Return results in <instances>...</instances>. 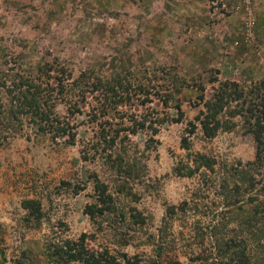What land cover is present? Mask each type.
I'll list each match as a JSON object with an SVG mask.
<instances>
[{"label": "rangeland", "instance_id": "rangeland-1", "mask_svg": "<svg viewBox=\"0 0 264 264\" xmlns=\"http://www.w3.org/2000/svg\"><path fill=\"white\" fill-rule=\"evenodd\" d=\"M125 48L147 68L173 64L186 78L205 70V98L219 85L229 90L234 87L230 83H236L243 91L260 81L264 84V0H0V65L15 55L16 63L27 69L44 56L65 65L68 79L82 71L103 79L111 75L108 62ZM121 58L118 62L124 61ZM16 63L11 61L7 67ZM65 83L67 92L47 114L50 125L58 117L62 127L58 131L41 120L33 124L29 115L14 117L2 96L7 112L0 119V248L4 253L0 264H16L17 259L19 264H48L45 242L63 244L81 232L87 248L116 260L197 264L192 256L200 247L184 246L190 223L221 222L226 238L234 233L236 223L222 213L226 206L220 193H228L229 198L231 193H242L243 203L249 196L262 197L261 168L258 174L253 172L251 190L241 184L235 188L230 178L229 190L217 184L221 173L253 159V135L242 133L239 126L214 136L197 126L192 129L187 124L189 114L201 105L190 106L194 89L173 99L183 109L179 121L153 123L154 131L134 135L121 130L108 144L97 139L99 131L106 133L116 121L124 126L127 115L138 119L147 107L161 110L159 99L151 95L149 102L139 103L125 98L108 112L92 98L98 90L84 84L69 93ZM83 111H92L96 120L88 121L89 114ZM104 147L109 148L110 158L124 155L122 168L116 169L105 158ZM199 154L212 161L211 169L200 164L190 173L182 168L181 175L172 170L180 163L193 168ZM222 164L226 169L220 171ZM98 186L110 205L104 221L103 216L92 221L82 211L99 196ZM25 199L39 202L38 224L31 214L27 216L21 203ZM183 201L186 207L179 211ZM167 206H172L169 212ZM165 216L167 221H162ZM100 217L103 229L93 223ZM112 229L124 238L123 246ZM245 239L246 255L252 258L258 244L252 236ZM210 243L204 240L202 245L214 253Z\"/></svg>", "mask_w": 264, "mask_h": 264}, {"label": "trees", "instance_id": "trees-1", "mask_svg": "<svg viewBox=\"0 0 264 264\" xmlns=\"http://www.w3.org/2000/svg\"><path fill=\"white\" fill-rule=\"evenodd\" d=\"M120 55L124 61L118 62ZM116 56L113 62H108V66L110 67L107 70L111 75L103 79H98L96 74L91 73L87 75L85 71L68 79L70 75L69 72L65 71V65H59L50 58H44V56L34 67L27 69H23L16 63L15 55H12V58L8 57L4 59L0 65V119L5 115L4 112H7L2 102V96L4 95L3 98L7 101L5 104L8 106L10 112H14V117H18L21 114L29 115L33 124L41 120L47 122L49 127L53 126L56 131L61 130L62 127L58 125V117L55 116L54 125H50L47 114L52 109L53 104L55 105L56 101L62 98L63 93L67 92L65 82H68L69 93L74 88H78L84 84L86 87L89 86L93 90H98L92 98L100 107L106 106L105 109L108 112L111 109H116L117 102L125 98H128V100L136 98L139 103L149 102L151 95L159 99L162 105L161 110L147 107L138 119L131 117L132 115H127L126 120L128 123H123L124 126L118 125V121H116L114 126L109 131H106V133L102 134V131H99L97 139H102L104 143L109 144L117 137L118 132L121 130L134 135L137 132H144V130L150 128L154 131L153 123L161 124L179 121L183 117V109L180 102L174 103L173 99L177 95H181L186 89H194L196 97L193 98V101H190L192 104L190 106L201 105L193 114H189L190 119L187 121V124L192 129L197 126L205 135L214 136L219 131L229 132L235 126H239L242 133L246 132L253 135L255 145L253 159L246 160L240 167H236V165L232 166L230 170L225 171L228 174L221 173L222 176L217 180L220 188L229 190L230 187H227V185L230 178L235 188L241 184L246 191L252 189L255 180L253 172L258 174L257 168L264 169L263 82L260 81L257 86H250L243 91L237 87L236 83H230L234 86L231 89L226 83H222L229 90L225 86L219 85L212 88L209 98H205L203 96V73L205 70L186 78L177 66L173 64L166 65L163 63L157 64L154 68H147L143 64V61L138 56L135 57L128 48L120 50ZM117 58L118 60L116 61ZM11 61L16 63L15 66L7 67V64ZM207 70L210 71L209 68ZM210 77L205 76L207 80H211ZM90 78L92 80L88 82ZM81 98L83 99V96ZM77 110L81 111V108ZM188 110L191 111V107ZM83 113L86 116L89 114L87 116L89 118L87 119L88 121L94 120V118L96 120V115L92 111L91 113L90 111H83ZM121 114L122 112L118 113L119 118L122 116ZM193 120H196V123ZM106 135L108 138H105ZM123 136H125V133L122 134V138ZM182 142V146L187 149L188 143L184 138H182ZM102 150H105V158L111 162L112 166L116 169L122 168L124 163L121 158H124V155H117L116 157H111V159L109 152L106 151L109 148L104 147ZM195 160L196 165L193 168L187 166L186 163H180V166L178 164L174 165L172 170L175 174L181 175L182 168H187V173H190L192 169H197L200 164H204L211 169L212 161L210 162L208 157L199 154ZM124 169H127V173H130L128 168L124 167ZM225 169L226 166L222 164L220 171ZM257 180L261 181V178L259 177ZM98 187L99 196L96 198L97 201L95 200L83 206L82 211L92 221L97 216H103V218L100 217V220L93 222L97 224V229H103L102 221L106 220L107 216L105 213H108L107 210L110 208V205L107 201L108 196H103V189H100V186ZM260 189L264 191V181L261 183ZM220 194H223L221 195L224 202L223 206H226V211L222 213L235 221L236 229L234 233L224 238L221 222L210 225H201L199 221L191 222V231L187 235L188 240L184 242V246L190 248V244L193 243L195 246L200 247L192 256V260L196 261L197 264H264V193L260 195L262 196L260 198L249 196L246 199L247 201L244 202L247 204L246 206L240 201L242 193H231L232 199L227 196L228 193ZM21 203L25 210L28 211L27 216L31 214L34 219L32 217L30 219H33L34 224H38L42 216L39 202L25 199ZM235 203H237L236 206L234 205ZM177 207L179 211L184 210L186 207L185 201L178 204ZM171 209L172 206L165 207L166 212H169ZM161 220L167 221L166 216L165 219L161 217ZM112 232L116 235L114 229H112ZM246 235L254 237V240L258 244V250H255L252 258L246 255ZM84 236L85 232H81L77 238L66 239L63 244L52 241L45 242L43 248L46 262L48 264H67L69 262H76L78 264H134V259L129 263L128 259L125 262L122 259L116 260L114 256L106 252L101 255L99 253L95 254V251L84 245ZM116 236L119 240L118 244L123 246L125 244L124 238L120 235ZM204 240L211 242L212 248L216 250L214 253L209 247L202 245ZM217 252L218 257L214 258ZM21 255L22 259L26 255L23 250ZM0 259L4 261V253L1 248ZM19 263L17 259L16 264ZM151 264L166 263L154 260Z\"/></svg>", "mask_w": 264, "mask_h": 264}]
</instances>
